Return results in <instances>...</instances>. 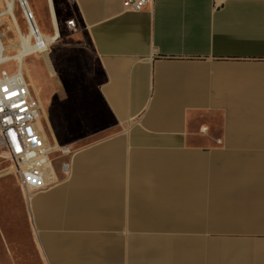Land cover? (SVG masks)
<instances>
[{"label": "crops", "instance_id": "1", "mask_svg": "<svg viewBox=\"0 0 264 264\" xmlns=\"http://www.w3.org/2000/svg\"><path fill=\"white\" fill-rule=\"evenodd\" d=\"M122 1L28 0L58 30L54 4H73L112 133L61 143L59 181L29 204L19 189L23 257L264 264V0Z\"/></svg>", "mask_w": 264, "mask_h": 264}, {"label": "rangeland", "instance_id": "2", "mask_svg": "<svg viewBox=\"0 0 264 264\" xmlns=\"http://www.w3.org/2000/svg\"><path fill=\"white\" fill-rule=\"evenodd\" d=\"M56 18L59 25L60 36L47 47V58L52 69L37 52L24 59L25 70L29 82L35 90L55 139L59 144L69 142L76 138L106 137L112 132L106 127L105 117L101 115L95 86L100 79L97 59L94 56L85 29L73 15L72 9H67L64 4L62 9L65 14H58ZM4 8L0 3V10ZM15 16L21 27L26 32L27 24L21 8L17 3ZM41 30L51 33L50 18L42 13L36 14ZM0 33H4L3 40L9 51L17 50L18 35L16 30L7 29L11 25L9 16L3 18ZM72 20L73 26L67 25ZM50 53V54H49ZM50 55V56H49ZM39 57V59H38ZM45 64V65H44ZM47 67V68H46ZM9 72L14 70V64L3 66ZM50 74V75H49ZM33 81V82H31ZM57 152L55 155H63ZM56 156V157H58ZM21 203L20 191L14 176L9 172V162L2 157L0 152V264H41L34 256L33 247L28 245L29 257L21 253L20 238L27 234L26 222Z\"/></svg>", "mask_w": 264, "mask_h": 264}, {"label": "built area", "instance_id": "3", "mask_svg": "<svg viewBox=\"0 0 264 264\" xmlns=\"http://www.w3.org/2000/svg\"><path fill=\"white\" fill-rule=\"evenodd\" d=\"M147 2L123 0L122 6L125 10L138 11ZM18 4L21 8L22 3ZM24 18L27 27L31 28L30 23L35 26L30 11H24ZM73 23L69 20L67 25L73 26ZM34 28L37 31L36 26ZM12 53L14 50L9 51L0 42V152L9 162V172L29 204L34 193L59 181L53 165L55 154L69 153L70 149L48 140L40 121L41 102L29 83L22 61L14 58ZM10 63L14 64L12 72L3 68ZM61 168L68 173L67 163H62Z\"/></svg>", "mask_w": 264, "mask_h": 264}, {"label": "bare ground", "instance_id": "4", "mask_svg": "<svg viewBox=\"0 0 264 264\" xmlns=\"http://www.w3.org/2000/svg\"><path fill=\"white\" fill-rule=\"evenodd\" d=\"M24 1L26 2V5L23 4ZM0 3H2L4 6V8H2V10H0V24H1V22H3V18L5 16H9V19L11 21V25L8 24L7 29L11 30V28H13L14 30H16L17 35H18V39H19L18 48H17V50L14 51V53H12V56L14 58L22 61L23 69L25 70L26 65H24V59L26 57L34 54V53L37 54V52H38L41 55V57L43 58V60L45 61L46 65L49 67L50 73H52L53 68H51L49 65L46 50H47V47L49 46V44L55 42V40H57L60 36V32H59V30H58V28L54 22L53 15H50V23H51L52 32H51V34H47V33H44L41 29H39L37 22H36L35 14L31 9L30 4L28 3V0H0ZM17 3H22L21 11L23 13V16H24V11L26 12V10H28L31 12L37 31L35 30V28H34L35 26H33L32 23H30L31 28H29V26H28L26 32H24L21 29V27L17 21V18L15 16V9H16ZM3 36H4V33H0V42H1V44H3L5 46L3 39H2ZM32 37L34 39H32ZM10 41H11V38L8 37L7 38V44H9L8 42H10ZM38 59H39V57H38ZM25 72H26V70H25ZM31 82H33V81H31ZM31 84L37 85L36 82L30 83V85ZM34 92H35V90H34ZM35 94H36V92H35Z\"/></svg>", "mask_w": 264, "mask_h": 264}]
</instances>
